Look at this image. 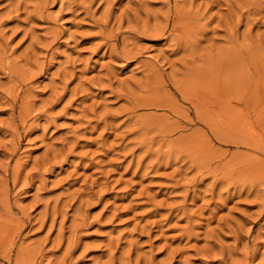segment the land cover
<instances>
[{"label":"rangeland","instance_id":"rangeland-1","mask_svg":"<svg viewBox=\"0 0 264 264\" xmlns=\"http://www.w3.org/2000/svg\"><path fill=\"white\" fill-rule=\"evenodd\" d=\"M0 264H264V0H0Z\"/></svg>","mask_w":264,"mask_h":264}]
</instances>
